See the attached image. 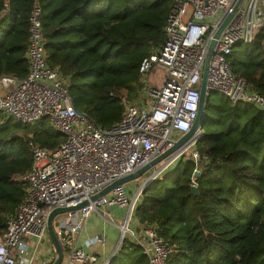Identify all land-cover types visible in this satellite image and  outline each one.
I'll return each mask as SVG.
<instances>
[{"label":"trees","instance_id":"1","mask_svg":"<svg viewBox=\"0 0 264 264\" xmlns=\"http://www.w3.org/2000/svg\"><path fill=\"white\" fill-rule=\"evenodd\" d=\"M174 2L0 0V76L28 75L30 16L39 6L49 64L68 78L76 108L111 126L124 114L121 96L134 100L143 89L141 63L163 45ZM228 60L238 79L264 95V27ZM203 128L201 172L195 176L191 159L173 163L144 187L135 223L157 226L174 248L170 264H264V111L210 91ZM63 140L49 118L26 125L0 112V234L26 198L19 176L33 165L29 141L55 149ZM118 252L130 264H148L133 242Z\"/></svg>","mask_w":264,"mask_h":264},{"label":"built area","instance_id":"2","mask_svg":"<svg viewBox=\"0 0 264 264\" xmlns=\"http://www.w3.org/2000/svg\"><path fill=\"white\" fill-rule=\"evenodd\" d=\"M174 1L163 45L141 63L143 89L134 100L121 96L124 114L108 127L79 113L70 95L68 78L48 62L41 8L33 9L27 51L29 73L24 78L0 76V112L26 125L49 118L64 140L55 149L29 141L33 165L19 176L27 185L26 198L8 217L7 229L0 234V264H33L28 256L27 237L44 238L53 209L84 201L89 203L68 212L59 231L63 229L66 235L76 233L89 215L101 207H124L127 212L120 225L118 249L123 241L130 240L142 248L148 264H170L174 248L159 235L155 224L138 220L135 223L134 212L144 187L177 160L191 159L195 172H201L202 165L208 162L197 148L203 129L167 158L166 164L146 184L142 183L134 196L124 184L96 200L91 197L150 163L190 131L199 112L210 44L231 12L233 15L213 48L208 91L220 92L232 103H250L264 111V95L238 79L228 60L237 44L251 43L264 27V0ZM192 185H196L194 179ZM95 240L104 243L101 236ZM98 260V255L79 246H74L69 254L70 264Z\"/></svg>","mask_w":264,"mask_h":264},{"label":"crops","instance_id":"3","mask_svg":"<svg viewBox=\"0 0 264 264\" xmlns=\"http://www.w3.org/2000/svg\"><path fill=\"white\" fill-rule=\"evenodd\" d=\"M147 178L137 180L135 185L127 183L126 187L129 194L134 196L137 191L134 189L136 187L138 189ZM126 212L127 209L119 206L101 207V209L93 211L79 231L66 236L69 247L64 250V259L61 264H70L69 254L74 246L83 247L88 252L98 255L99 260L91 264H103L105 261H109V264H122V261L123 264H130L131 258L124 256L125 254L120 257L118 252L121 237L120 225L125 220ZM53 222L54 228L59 231V216L55 217ZM98 236L103 238L104 243L95 240ZM26 240L28 243V256L33 260V264H43L45 261L52 264L56 261L58 253L50 240L49 232L44 238L28 236Z\"/></svg>","mask_w":264,"mask_h":264},{"label":"water","instance_id":"4","mask_svg":"<svg viewBox=\"0 0 264 264\" xmlns=\"http://www.w3.org/2000/svg\"><path fill=\"white\" fill-rule=\"evenodd\" d=\"M235 9H236V7H235ZM232 15H233V12H231L227 15L225 20L222 22V24L220 25V27L216 31L215 36H214V38L210 44L209 52H208V55L206 58L205 67H204V71H203L202 83H201V87H200L201 97H200V104H199V112H198V116H197L192 128L190 129V131L185 133L184 135H182V137L179 140H177L175 142V144L170 149H168L167 151H165L161 155L157 156L150 163L146 164L145 166L141 167L140 169H138L137 171H135L133 173H130L126 176H123V177L117 179L112 184H110L109 186L104 188L102 191H100L96 195H93L91 197V200H96L102 196H105V195L109 194L115 187H117L119 185L127 184L133 180H139V179L148 177L143 182V185L146 184V182L149 181L152 176H155L158 173V171L166 164L165 160L167 158L174 156L182 148L183 145H185L187 142H189L199 131H201L203 129V119H204V115H205L206 103L208 102V97H209L208 75H209V66H210V60H211L212 53H213V48L215 46L216 39L220 36L222 30L227 25V23L231 19ZM78 111H79V113L83 114L82 111H80V110H78ZM161 162H164V163H162V165H160ZM198 174H199V172L196 171L195 176ZM141 186H142V184H141ZM191 190L195 195H197L198 188L196 185H192ZM88 203H89V201H84V202H82L76 206L58 207V208H55L51 211L49 218H48V232H49L50 240L53 243V245L55 246V249L58 253L56 261L52 264H61L63 259H64V250L68 249V247H69V241H66L67 235L65 234V231L63 229L58 231L54 228V225H53L54 222L53 221H54L55 217H57L61 214H66L68 212L80 209L83 206L87 205ZM5 226L7 227L8 223H5ZM60 226H61V223H60ZM62 241H64L65 243H63Z\"/></svg>","mask_w":264,"mask_h":264},{"label":"rangeland","instance_id":"5","mask_svg":"<svg viewBox=\"0 0 264 264\" xmlns=\"http://www.w3.org/2000/svg\"><path fill=\"white\" fill-rule=\"evenodd\" d=\"M144 85V84H143ZM146 95H147V93H146ZM2 113V112H1ZM3 114V113H2ZM3 115H5V114H3ZM6 116V115H5ZM7 117V116H6ZM206 129L205 128H203V131H205ZM176 135H178V134H176ZM137 180H133V181H131V182H129V184H132V185H135V182H136ZM135 191L137 190V187L134 189ZM64 217H65V214H61V215H59V223H61V221L64 219Z\"/></svg>","mask_w":264,"mask_h":264}]
</instances>
